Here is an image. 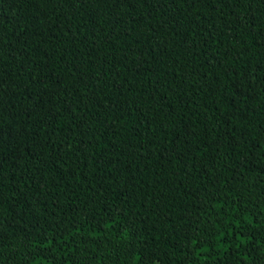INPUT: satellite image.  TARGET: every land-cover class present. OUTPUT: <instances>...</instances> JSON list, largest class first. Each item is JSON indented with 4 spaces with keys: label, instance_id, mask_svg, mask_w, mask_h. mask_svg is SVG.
<instances>
[{
    "label": "trees",
    "instance_id": "trees-1",
    "mask_svg": "<svg viewBox=\"0 0 264 264\" xmlns=\"http://www.w3.org/2000/svg\"><path fill=\"white\" fill-rule=\"evenodd\" d=\"M0 264H264V0H0Z\"/></svg>",
    "mask_w": 264,
    "mask_h": 264
}]
</instances>
